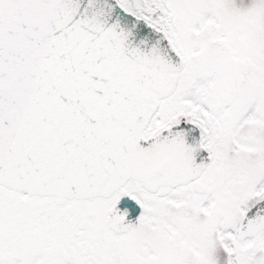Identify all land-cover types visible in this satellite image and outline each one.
<instances>
[{"label":"snow or ice","instance_id":"snow-or-ice-1","mask_svg":"<svg viewBox=\"0 0 264 264\" xmlns=\"http://www.w3.org/2000/svg\"><path fill=\"white\" fill-rule=\"evenodd\" d=\"M0 264H264V0H0Z\"/></svg>","mask_w":264,"mask_h":264}]
</instances>
